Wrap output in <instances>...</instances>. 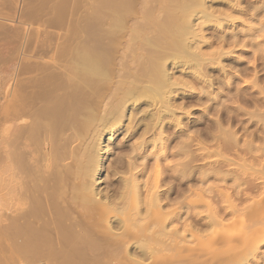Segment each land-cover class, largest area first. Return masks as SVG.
I'll use <instances>...</instances> for the list:
<instances>
[{"label": "bare ground", "instance_id": "6f19581e", "mask_svg": "<svg viewBox=\"0 0 264 264\" xmlns=\"http://www.w3.org/2000/svg\"><path fill=\"white\" fill-rule=\"evenodd\" d=\"M27 1H21L23 3V5L20 4L23 6L21 9L26 11L28 7L34 5L36 8L33 11H35L38 6L34 4V0ZM66 1L68 6L65 7V0V3L59 2L63 5L60 4L56 7L58 11L61 7L71 8L70 0ZM74 1H76L74 3L76 4L75 10H72L74 13L66 14L63 9L61 12H64L61 14L57 10L55 11L54 6H51L50 10L53 7L52 11L56 14L55 17L52 13L53 17L55 19L59 17V20L54 21L57 25L50 22L51 19H49L48 25L45 24L43 18L39 19L42 12L43 14L48 12L45 10H49V5L53 2L47 0L50 2L47 9L44 7V2L43 5L40 4L45 9H40L42 12L40 15L37 14L39 16L37 18L41 21L44 20L42 24L48 26H44L42 31L37 29L41 33V35L38 33L41 39H35L37 34L34 33L38 32L34 28L37 19L28 17L30 14L27 15L28 18L26 17L24 20L27 22L28 19L34 23V29L31 28L36 32L30 31L31 33H29L34 40L29 37L28 40L21 43L22 49L20 50L25 54L22 56L17 52V56H19L13 62L9 76L6 79L1 77L4 80H0V250L7 247L8 239L5 241L3 233L6 234L9 230V241L12 242L8 244H10L9 247L11 246L10 250L14 251V254L10 256H23L22 250H24L27 255L29 254V260L30 257L33 259L27 264H223L227 263L228 259H232L230 254H235L239 248L243 251L245 248H248L247 251L252 250L253 248L251 249L250 246L256 244H254L255 240H250L248 237L249 242H247L246 234V238L242 239L244 241V246H242V241L240 243L238 239L228 233L229 231H225L224 222L230 218H225L227 215L232 216L238 214L239 211L241 213L243 208L246 211V207H242V205L239 209V204L244 202V195H247L245 194L246 190L244 195L238 197L240 202L237 204L238 200L234 199L235 196L237 197V191L234 189L236 187L233 188L236 195L233 193L235 196L232 197L233 194H230V191L227 193L228 191H222L223 188L220 190L218 183L216 185L218 189L203 186L212 178L225 182L233 177L231 180L233 179L236 183L241 180H239L240 173L237 177L233 169L236 174L234 176L233 170L231 173L224 171L225 166L228 168V166L239 162L238 169L241 168L240 170L243 171L256 166L250 163L251 160L248 162L245 156L242 158L237 154L238 157H241L240 159L237 157L239 161L236 162L233 159L236 158L235 155L233 157L234 152H231V149L234 151L233 148H245L249 152L255 150L254 143H251L254 140L251 136L253 133H249L250 136H248L249 140L252 139L251 141L244 138L246 135L243 137L245 145L244 141L242 144L233 128V121L238 111L236 113L233 108L234 113L233 110H230L229 113L228 107L225 105L227 113H225L226 110L224 112L225 108L223 107L222 118L217 116L220 115L217 111L214 128L210 124L213 131L204 133L205 137H202V133L200 134L201 130L197 134L193 132L195 137L190 134L188 136L186 127H181L182 129L178 133L179 138L180 136L182 138L181 146L177 148L179 150L177 154H174L175 152L172 154L183 155L185 160L181 159L182 162H178V164L172 162L171 164L177 165L167 164L170 167L163 168L166 164H162V159L166 160L170 148L174 146L170 130L173 125L177 127L182 125V120L178 118V112L181 111L187 115L193 108L191 106L190 110H186L189 109V107L186 108L187 98L177 92L184 89L196 92L192 85H194L193 83L196 85V81H199L205 88L199 91L204 94V97L209 96L210 89H215L214 78H212V74H209L210 67L214 66V62L218 60L217 56L214 58L215 55L219 54L218 58H220L216 63L220 66L223 76L222 78L218 74L216 76L221 78H219L220 84L223 85L221 87L224 89V85H226L227 91L233 87L231 78L229 79L230 73L226 70L227 66L225 63L222 65L221 61L222 57L230 56L233 53L230 49H236L235 47L238 46L236 34L231 40L225 37L218 40V43L221 42L222 45L217 52L221 51L216 53L211 50V54L210 49L206 53L202 51L203 48L201 49V46H204L201 44V40L203 43L206 42L207 49L213 48L212 40H206L205 33H202L203 29L211 25L213 21L214 24L218 23L216 24L218 27L223 28L230 25L236 28L238 21L244 23L248 20L250 22L256 20L257 13L264 10V5L255 6L248 0V3L245 2L246 0H222L220 4L225 8L223 11L222 7V10L214 8L216 0ZM17 2L20 3V0ZM29 2H33V4L29 6ZM35 3L38 2L35 1ZM54 4L59 5L56 2ZM74 4L73 6H75ZM250 7L254 9L251 11L252 14L249 11ZM26 12L21 15L23 16ZM58 14L61 15L58 16ZM70 14L76 17V19H72L75 21L74 24L70 23L72 28L69 27V22L72 20L66 22L68 24L66 26L63 18L64 15L72 18L73 16ZM262 14L264 13L262 12ZM31 16H33L32 13ZM45 16L47 19V15ZM30 18L36 19L35 22ZM198 22L199 24H197ZM258 22L261 26L264 25V21ZM33 23L30 24L33 25ZM252 32L255 34L254 30ZM256 35L258 36V34ZM248 38L252 40V38ZM259 45L262 47L261 43ZM227 46L231 47L228 50L230 52L225 51ZM240 47L238 46V48ZM263 49H260V52L261 50L264 52ZM254 53L256 54V52ZM236 68L234 69L236 70ZM174 70H180L179 73L189 70L192 77L197 80L189 82L187 77L184 79L183 76L182 78L176 77L173 73ZM250 82L254 83L257 80ZM256 84L253 86L258 87L259 81ZM258 88L263 87L259 86ZM236 90L238 89L236 88ZM261 91L260 93H263L264 90L261 89ZM235 92L240 95L232 94L233 98L238 97L236 100L239 97L242 101L247 97L251 99L246 90L248 96L244 98L246 94L243 92L244 99L241 96V91V93H238L239 90ZM202 93L196 97V100L198 99L197 101H201V103ZM229 94L228 96L231 97ZM193 95L194 93L190 95V98ZM177 96L183 102L179 103V106L176 105L179 99ZM230 99L232 100V98ZM230 99L228 101L231 102ZM250 99L249 104L251 103ZM224 101L227 100L224 99ZM223 102L221 101V103ZM188 103L190 104L189 101ZM238 105L237 109L240 110V104ZM218 107L222 106L217 105ZM247 113H250L249 110ZM257 113L259 112L257 111ZM119 133L125 135V142L115 144L114 138ZM241 135H243L242 132ZM202 139H205L206 142L211 141L207 144H212L214 149H221L222 153L220 150V153L217 152L216 155V152L213 151L216 157L220 158H218L219 160L216 158V162L218 160L216 164L213 165L212 162L213 166L207 168V164L204 168L195 166L197 167L195 169L192 164L194 161L196 162L200 154L193 155L195 153L193 144L196 145L198 142V148L201 147L206 154L212 148V145L208 146L209 149L206 148V142ZM130 140L136 141L129 145ZM111 143H114L113 148L110 146ZM240 144L242 147H239ZM178 145L180 142L176 146ZM243 145L245 146L243 147ZM197 146L196 149H198ZM112 150L117 152L114 159L109 162L110 166L106 168V161ZM256 151H258L257 148ZM223 152L233 153V158H229L230 156H226V154L221 156L220 154ZM210 153L209 157L212 155V151ZM236 153H238L237 150ZM247 154L249 155V153ZM203 155L201 154V158ZM150 159L154 160V165L150 164ZM212 160L215 161V159ZM199 161L200 158L197 162L199 163ZM263 163L257 165L262 169L259 170V173L264 175ZM105 171L108 173L106 172L107 176L103 181L102 174ZM244 174L245 177L246 172ZM260 174L259 176H261ZM260 179L264 180V177ZM175 180H179V183L175 184ZM180 180L182 181L180 182ZM194 182L202 185L201 188L199 187L201 185L197 186L198 190L194 189L195 195L192 191L194 186H191L192 183L194 185ZM104 183L107 187L103 189L101 184L104 185ZM239 185L238 182L236 186ZM263 185L264 183L261 188L264 189ZM164 186L167 187H165L166 190L163 188ZM212 186H215V183ZM252 186V190L255 191V188L258 190L260 185L258 187L256 184L251 185L250 188ZM213 193L214 197L219 196V198H212L210 195ZM191 194L201 202L200 204L207 203L208 209L210 207L208 213L211 215L207 216V220L201 216L202 214L200 215V212H197L195 217V213L190 216V207L192 204L194 205ZM256 195L253 196L257 198ZM249 196L245 198L246 204L249 202L248 199H252ZM221 197L227 203V206L224 205L227 210L223 209L226 211H224L225 215H222L224 214L221 210L223 205H220L221 208L219 206L220 209L216 207L222 200L217 201L216 205H214L215 201L208 202V199L213 201V199L218 200ZM255 202L256 200L253 203ZM253 203L251 201V204L256 207ZM255 204L264 206V201L261 202L260 199V202L258 200ZM204 208L206 209V207ZM250 210L252 211L254 208L249 209V212ZM184 214H187L185 218ZM177 215H180L179 227L175 226ZM188 219H192L191 222ZM7 220H10L11 223L6 227L4 224L7 223ZM234 222L235 220H233ZM244 232L246 233V231ZM204 238L206 241L210 240L211 245L213 244L210 248L203 246ZM192 239L198 240L200 243L204 242L202 246L205 249L197 248L199 251L194 249L192 246L194 244H191ZM260 244L261 242H259V246ZM6 249L3 250L7 251ZM239 250L238 254L240 255L241 250ZM103 253L108 258L110 255L114 256L105 262L107 257H104ZM244 253L247 252L244 251ZM101 255L105 260L101 259ZM238 256L235 258L242 262L243 260L238 259ZM20 263L22 262L20 261L18 264Z\"/></svg>", "mask_w": 264, "mask_h": 264}, {"label": "rangeland", "instance_id": "374dc122", "mask_svg": "<svg viewBox=\"0 0 264 264\" xmlns=\"http://www.w3.org/2000/svg\"><path fill=\"white\" fill-rule=\"evenodd\" d=\"M18 1V0H17ZM16 0H0V80L2 81V79L3 78H1V77H4L5 79H6V77L7 76H9L8 74H10V71H11V67H12V64H13V62H14V60L19 56V55H24L25 54V52L23 51V53H22V51L20 50V49H22V44L21 43H23V41H25V40H28L27 38H29V39H32V40H34L33 38H31V37H33V36H30L29 35V33H31L30 31H32V33H34V32H36V31H38L39 29H41L40 31H42L45 27H48L47 25H48V23H50V22H52V23H54L55 24V20L57 19V20H59V17H57L56 19L53 17V14L52 13H54V15H55V17H56V14H55V12L54 11H52V10H54V8H55V11L57 10V12L58 13H61V14H63L62 12H64V11H62L61 12V10H63L64 9V7L65 6H68V2L65 0V2L67 3V5H65L66 3L64 2V0H59V1H57V0H48V1H50V2H53V3H50V2H47V0H31V1H33L34 2V4L36 5L37 4V9H35V11H33L34 10V8H36V6H34V5H32L33 4V2H29V6H30V4L32 5V10H31V8L30 7H28V9H26V11L28 12H26L25 10H23V9H21L23 6H21V5H23V3L21 2L22 0H20V3H18ZM28 1H30V0H28ZM27 1V2H28ZM35 1L36 2H38V3H35ZM40 1H42V3H40ZM63 1V2H62ZM72 1H74V0H72ZM71 0H70V2H72ZM251 1V2H250ZM264 1V0H263ZM262 0H261V2H260V0H248V2H250V3H254L255 4V6H260L261 7V5H264ZM43 2H44V7H46V9L48 8V5H49V3H50V5H49V10H45V11H48L46 14L44 13L43 14V12H42V10H40V9H43L42 7H41V5H43ZM46 2H47V5H46ZM54 2H56V3H58L59 4V2H62V3H65L64 4V7H61V9L58 11V8H56L57 6H60V4L59 5H56V4H54ZM69 2V6L71 5V8H65L64 10L66 11V12H64V13H74L73 11L75 10L74 9V7H76V4H74V3H76V1H74L73 3H70ZM222 2V0H216V2H215V5H214V8H220L221 10H222V8H223V11L225 10V8L223 7V5H221L220 3ZM246 3H248L247 2V0L245 1ZM263 2V3H262ZM217 3V4H216ZM17 4V5H16ZM19 4V5H18ZM21 4V5H20ZM40 5V7H39V5ZM53 4V5H52ZM73 4L75 5V6H73ZM254 4H252V5H254ZM257 4V5H256ZM63 4H61V6H62ZM217 5V6H216ZM246 5V4H245ZM19 6V7H18ZM51 6H54V8L52 7V10H50L51 9ZM73 6V7H72ZM254 6V7H255ZM222 7V8H221ZM253 9V7H250L249 8V11H250V14H252L253 12H251V11H254V9ZM262 8H263V6H262ZM45 9V8H44ZM43 9V10H44ZM68 11H67V10ZM74 9V10H73ZM220 9H218V10H220ZM30 10H31V12H30ZM36 10H40V11H36ZM70 10H71V12H70ZM73 10V11H72ZM24 11V12H26V14H24L23 16L21 15V14H23L22 12ZM226 11H228L227 9H226ZM21 12V13H20ZM38 12V13H37ZM42 12V14L40 15V13ZM261 13H257V15H258V18H256V20L254 19V20H252L251 22L248 20V21H246V22H244V23H242V22H240V21H238V23H237V27L236 28H233L232 26H230V25H227V26H225V27H218V25H216V24H218V23H216L215 22V24H214V21L212 22L213 23V25H212V23H211V25H206L207 27H205L204 29H205V31H204V29H203V31H202V33L204 34L205 33V37H206V40L208 41H211L212 40V46H213V48L211 49V48H208L207 49V47L205 46L206 45V42L204 41V43H203V40H201L202 41V43L201 44H204V46H201V49H202V51H204L205 53L206 52H208V50L209 51H214V52H216V53H218V52H220V51H218L217 52V50L218 49H221L220 47H221V42L220 43H218V40L220 41V39L221 38H223V37H225V38H227L228 40H231V38L236 34V36H237V41H238V46L240 47L241 45H242V47H240V48H238V46L237 47H235L236 49H230L228 46V49H227V47H226V49H225V51H227V52H233L230 56H226V57H222L223 58V62L221 61V63H222V65H225L226 64V70H228V72L230 73V77H229V79L232 81V85H233V87L232 88H230V91H232L231 93H230V91L228 92L227 91V86L226 85H224V89L221 87V86H223L222 84H220V79L222 78V76H223V74H222V72H221V68H220V66L216 63V62H218V60H220V58H218L219 57V54H217V55H215L214 56V58H216V56H217V61L216 62H214V66H212V64H211V66L212 67H210V69H209V74L212 76V78H214V83H215V89L213 90V89H210V94H211V96H210V94L208 93V95L209 96H203L204 94L201 92V91H199V90H202V89H205L203 86H202V84L199 82V81H196L197 79H195L194 77H192V75H191V71L189 72V70L187 71L186 70V72L184 73V71L182 72V73H179V72H181L180 70H174L173 71V73L176 75V77L177 76H179V77H181L182 78V76H183V79H184V77H187V81H188V79H189V82H193V80L195 79V81H196V85H195V83H193L194 85H192V87H194L196 90H194V88H193V90L194 91H196V92H193V91H191V90H186V89H184V90H180L179 92H177V93H180V94H182L183 95V97H185V98H187V105H186V108L187 107H189V109H186V110H190L192 107V109L187 113V115L186 114H184V112L182 113L181 111H179L178 112V118L179 119H181L182 120V125L180 126V127H177V126H175V125H173V128H172V130H170V131H172V134H171V136L173 137V142H172V145H174V146H172L171 148H172V150H171V148H170V152H169V156H168V154H167V158H166V160H168V161H166L165 159H162V161H163V165H165V166H163V168H165L166 166H168L169 164H171L172 162H177V164H178V162H182V161H184L185 160V157H183V155L181 156H179V155H174V154H177L178 152H179V150L177 149L179 146H181V136H180V138H179V134L178 133H180L179 132V130L180 129H182L183 127H186L185 129H186V131H187V135L189 136V134H190V136L191 135H193L194 137L196 136V135H194L195 133L197 134V133H199L200 132V130H201V132H200V134L202 133L203 134V136L202 137H205V134L207 133V132H210V130L211 131H213V128H214V123L217 121V119H216V114H217V111H219L218 112V114L220 113V115H217V116H219V118L222 116V113H224L225 112V110H226V108L228 107V112L231 110H233L232 112L234 113V109H235V111H236V113H237V111H238V113H237V115H235V119H234V121H233V128H234V130H236V132H237V136L238 137H240V141L242 142V144H243V141L245 140V139H248L249 137L248 136H250V134L251 133H253V135L251 134V136H252V139H254V140H252V144L254 143V148H255V150H253L254 152H249V151H247L245 148H233L234 149V151L231 149V152H234V154H233V157H235L236 156V158H233L232 157V154H231V152H229V153H225V152H223V154H220L221 156L222 155H225L226 154V156H230L229 158H233L234 160H236V162L237 161H239V160H237L238 158L240 159L241 157L242 158H244V156H245V158L248 160V162L250 161V163L251 164H254V165H256L255 167H253V169H250V170H245V171H243V170H240L241 168H240V166H239V168L240 169H238V164H239V162H238V164L236 163H234V165H230V166H228V168L225 166L224 168H225V170L224 171H228V172H230L231 173V171L234 169L235 170V172H236V174H235V172H234V170L232 171V174L235 176H239V173H240V176H241V178H239V180L241 181H238L239 183H240V187L238 186H236V184H238V182L236 183V181H234L233 179L231 180V178H233V177H231V178H229L227 181H217V180H215L214 178H212V179H210L211 181H209V182H207V184H205V185H203V186H205V187H209V186H211V187H213V188H215V189H218V187H219V189L220 190H222V188H223V190L222 191H224V192H227V193H229V191H230V194H235L236 195V191H237V197L233 194L232 195V197H234V199L237 201L239 198V196H242V195H244V192H245V190H246V192H245V194H247L246 196L244 195V197L246 198V197H248V195H250L249 197H252V199L250 198V199H248L249 200V202H248V204H246V202L247 201H245V198H244V202L241 204H239V200L237 201V204H239V206H240V208L239 209H241V205H242V207H246V211H245V209H244V211H243V209H242V211H241V213H239L238 212V214H235V215H232V216H230V214L229 215H227L225 218H227V217H230L229 219L227 218L226 220H224V222H225V225H226V230L225 231H229L228 233L230 234V235H233V237L234 238H236V239H238V241L240 242V241H242V243L244 242L243 240L246 238V234H247V238H246V240H247V242H249L248 241V237L250 238V240L251 239H253V240H255V242L252 240V242H254V244L255 245H252V246H250V248L252 249V250H249V251H247V249L248 248H245V250L244 251H246L247 253H244V251H243V249H240L241 250V254L239 255L238 254V250H236V252H235V254L233 253V254H230V256H232V259H233V261H232V259L230 258V259H228V262L227 263H223V264H264V206L261 204V206H259V204H255L256 202H258V200H259V202H260V199H261V202H263L264 200H263V198H264V192H263V188H261L262 187V183H264V180H262V179H260V178H263L264 177V175L261 173H259V170H262L261 169V166H260V168H259V165H257L258 163L259 164H261V163H263L264 162V153H263V151H264V149H261V148H264L263 146H264V110H262L263 108H264V91H263V93H260V92H262L261 91V89L262 90H264L263 88H264V52L261 50V52H260V49H263L264 48V25H262L261 26V24L258 22V21H264V14H262V12L264 13V10H262V11H260ZM31 13H32V15L33 16H31ZM36 14V15H34V14ZM30 14V16H28V17H34V18H36V19H34V18H30V19H32V20H34V22H35V20H36V24H35V26H34V23H33V21H31V20H29L28 21V19H27V22H26V20H24L26 17H27V15H29ZM40 15V17L38 16V15ZM48 14H50V15H48ZM61 14H58V16L59 15H61ZM249 14V15H250ZM262 14V15H261ZM26 15V16H25ZM45 15H47V19H48V21H47V19H46V16ZM71 16H73V14H70ZM42 16H45V17H42ZM51 16H52V18H51ZM66 15H64L63 16V18L65 19V21H64V24L67 22H69L70 20H72V19H76V17L75 16H73L72 18H70V16L68 17H65ZM22 17H23V19H22ZM27 17V18H28ZM37 17H39V19H44L45 20V24H47V25H44V24H42V23H44L43 21L44 20H38V18ZM75 17V18H74ZM67 18H70V19H67ZM22 19V20H21ZM49 19H51L50 20V22H49ZM52 19H53V21H52ZM263 19V20H262ZM56 20V21H57ZM66 20H68V21H66ZM31 21V22H30ZM41 21V22H40ZM77 21V20H76ZM203 21V20H202ZM254 21V22H253ZM32 24L33 23V25H31L30 23ZM38 22H39V25H37L38 24ZM73 22H75V21H71V22H69V27H71L72 28V26L71 25H73L74 23ZM199 22H201L200 20H199ZM199 22L197 23V24H199ZM249 22V23H248ZM40 23H41V25H40ZM56 23H58V22H56ZM66 23V24H67ZM70 23H71V25H70ZM73 23V24H72ZM245 23H246V25H245ZM65 24V25H66ZM243 24V25H242ZM250 24H251V26H250ZM255 24V25H254ZM37 25V26H36ZM43 25V26H42ZM55 25H57V24H55ZM76 25V24H75ZM74 25V26H75ZM33 26H34V28H36V31H34L33 29ZM39 26V27H38ZM45 26V27H44ZM66 26H68V24L66 25ZM73 26V27H74ZM216 26V27H215ZM253 27V26H255V27H253V28H250V27ZM259 26V27H258ZM260 26H261V29H260ZM33 29H32V28ZM263 27V28H262ZM39 28V29H38ZM257 28H259L258 30H263V31H261V32H259L258 30H257ZM30 29V30H29ZM38 29V30H37ZM251 29V30H250ZM254 30V32H255V34L252 32L253 30ZM50 30H52V31H54L53 29H50ZM223 30V31H222ZM226 30V31H225ZM235 30V31H234ZM240 31V32H238V31ZM256 30V31H255ZM40 31H38L37 33H34V34H37V35H35L34 37H35V39L37 38V39H41V37L38 35V33L40 32ZM56 31V30H55ZM231 31H233L232 33H234V34H232L231 33ZM245 31V32H244ZM24 32H25V34H24ZM212 34H211V33ZM252 32V33H251ZM214 33V34H213ZM18 34H20L19 36H18ZM34 34H32V35H34ZM40 35H41V33H39ZM240 35V36H238V35ZM254 34V35H253ZM256 34H258V36L256 35ZM22 35V36H21ZM202 35V34H201ZM213 35H214V37H213ZM247 35V36H246ZM256 35V36H255ZM40 37V38H38V37ZM212 36V37H211ZM231 36V37H230ZM252 36V37H251ZM209 37V38H208ZM218 37H219V39H218ZM239 37V38H238ZM248 37H250V38H252V40H254L253 41V43H252V40L251 39H249ZM255 37H258V38H255ZM259 37H261V38H259ZM19 38V39H18ZM21 38V39H20ZM211 38V39H210ZM217 38V39H216ZM234 38V37H233ZM23 39V40H22ZM217 40V42H216V40ZM243 39H244V41H243ZM258 39V40H257ZM20 40V41H19ZM205 40V39H204ZM260 41V42H259ZM241 42V43H240ZM242 42H244V43H242ZM256 42V43H255ZM247 43V44H246ZM250 45H249V44ZM258 43V44H257ZM259 43H261L262 44V47L259 45ZM218 44V45H217ZM241 44V45H240ZM254 44V45H253ZM21 45V46H20ZM243 45H246V46H243ZM249 45V46H248ZM258 45H259V47H261L260 49H259V47H258ZM199 46H200V43H199ZM248 46V47H247ZM253 48H252V47ZM18 47V48H17ZM20 47V48H19ZM215 47V48H214ZM244 48V49H243ZM256 48H258L257 50H255ZM213 49H215V50H213ZM230 49V51H228ZM264 50V49H263ZM212 51L210 52L211 54H212ZM16 54H15V53ZM19 53V55L17 56V54ZM254 52H256V54L254 53ZM21 53V54H20ZM260 55H259V54ZM261 53H262V55H261ZM254 54H255V57H254ZM15 55H16V57H15ZM214 55V54H213ZM212 55V56H213ZM243 55V56H242ZM259 56V57H258ZM262 56V57H261ZM213 58V59H214ZM242 60H241V59ZM261 58V59H260ZM13 59V60H12ZM212 59V58H211ZM256 60V61H255ZM255 63H254V62ZM262 61V62H261ZM243 62V63H242ZM261 62V63H260ZM225 63V64H224ZM232 64V65H231ZM252 64H253V66H252ZM216 65H218L217 67H216ZM231 65V66H230ZM258 66V67H257ZM235 67H237L236 68V70L234 69ZM231 69V70H230ZM234 69V70H233ZM255 69V70H254ZM250 70V72H247V71H249ZM221 73V74H220ZM249 73V74H248ZM182 74V75H181ZM185 74V75H184ZM218 74V76H220V77H218V76H216ZM235 74V75H234ZM187 75V76H186ZM232 75V76H231ZM239 75V76H238ZM257 78H255V77ZM254 77V78H253ZM220 78V79H219ZM259 78H260V80H259ZM262 78V79H261ZM186 79V78H185ZM218 79H219V81H218ZM4 80V79H3ZM257 80V82H250V81H256ZM263 80V81H262ZM230 81V82H231ZM248 83H247V82ZM258 81H259V85H258V87L259 86H262L263 88H261V89H259L258 87H255V86H253V85H257L256 83H258ZM238 84H237V83ZM246 82V83H245ZM192 84V83H191ZM236 84V85H235ZM199 88H198V87ZM240 86V87H239ZM227 89H226V88ZM235 87V88H234ZM236 88L239 90V92H238V90H236ZM242 88V89H241ZM248 88V89H247ZM254 90H253V89ZM257 88H258V90H257ZM198 89V90H197ZM220 89V90H219ZM232 89V90H231ZM235 89V90H234ZM186 90V91H185ZM211 90H213V91H211ZM221 90H223V91H221ZM245 90L248 92V95H250V97H251V99L249 98V97H247V99L245 98L246 96H248L247 95V92H245ZM251 92H250V91ZM184 91V92H183ZM235 91H237L238 93H241L242 92V94H241V96H242V98H243V92H245V94L246 95H244V98H245V100H243L242 101V99H240L241 97H239V99L238 100H236L238 97H236V99L235 98H233L234 97V95H237V93L235 92ZM241 91V92H240ZM194 93V95L190 98V95H192V93ZM202 93V95H201V98H202V103H201V101L199 102V101H197L196 100V97L198 96V94H201ZM217 92V93H216ZM225 92V93H224ZM226 92H228V94L229 95H231V97L230 96H228V94H226ZM224 93V94H223ZM234 93H236V94H234ZM254 93V94H253ZM260 93V94H259ZM232 94H234V95H232ZM178 95V94H177ZM185 95H187V96H185ZM219 95V96H218ZM239 95V94H238ZM237 95V96H238ZM230 97V98H232V100L234 101H232L230 98V100H231V102L230 101H228L229 99L227 98V97ZM233 96V97H232ZM240 96V95H239ZM253 96V97H252ZM209 97V98H208ZM221 97V98H220ZM179 98V99H178ZM190 98V99H189ZM243 98V99H244ZM255 98V99H254ZM177 102H176V105H178L179 103L180 104H182L183 102H181L182 101V99H180V97H178L177 96ZM193 99H194V101H193ZM227 100V101H224L223 102V100ZM249 99H250V104H249ZM263 99V100H262ZM218 100V101H217ZM247 100V101H246ZM188 101L190 102V104L188 103ZM221 101L224 103V105H223V103H221ZM237 101H238V103H237ZM253 101V102H252ZM255 101V102H254ZM257 101V102H256ZM258 101L260 102L259 104H258ZM263 101V102H262ZM246 102H248V103H246ZM261 102H262V104H261ZM209 103V104H208ZM227 103V104H226ZM230 103V104H229ZM253 103V104H252ZM179 104V105H180ZM189 104V105H188ZM205 104V105H204ZM238 104H240V110L239 109H237V108H239V105ZM241 104H242V107H241ZM246 104H247V106H246ZM254 104H256L255 106H254ZM258 104V105H257ZM262 106H261V105ZM178 105V106H179ZM202 105V106H201ZM217 105H219V106H222V107H218L217 108ZM227 107H226V106ZM235 105H237V106H235ZM253 105V106H252ZM261 107H263V108H261ZM192 106V107H191ZM208 106V107H207ZM245 106V107H244ZM256 106H259V107H257V108H255ZM206 107V108H205ZM223 107L225 108L224 109V112H223ZM231 107V108H230ZM253 107V108H252ZM222 108V109H221ZM230 108V109H229ZM234 108V109H233ZM245 108H247L248 110H249V112L251 113V115H250V113L248 114L247 112H248V110L247 109H245ZM219 109V110H218ZM242 109V110H241ZM255 109H256V111H255ZM259 109H261V110H259ZM214 110V111H213ZM192 111V112H191ZM230 111V112H231ZM246 111V112H245ZM257 111L259 112V113H257ZM210 112V113H209ZM213 112H215V114H213ZM229 112V113H230ZM245 112V113H244ZM261 112V113H260ZM186 113V112H185ZM203 113V114H202ZM225 113H227V110H226V112ZM209 114H211V115H209ZM248 114V115H247ZM252 114H253V116H252ZM213 115V116H212ZM230 115H232V114H230ZM248 116V117H246V116ZM250 115V116H249ZM256 115V116H255ZM181 116V117H180ZM212 116V117H211ZM226 116V115H225ZM240 116V117H239ZM215 117V118H214ZM243 117H244V119H243ZM251 117H253L252 119H251ZM218 118V117H217ZM222 118V117H221ZM255 118V119H254ZM214 119L216 120V121H214ZM241 119V120H240ZM245 120V121H244ZM252 120V121H251ZM241 121V122H240ZM195 122V123H194ZM198 122V123H197ZM258 122V123H257ZM239 123V124H238ZM207 124H209V125H207ZM212 125V127H211V125ZM237 124V125H236ZM257 124V125H256ZM182 127V128H181ZM188 127V128H187ZM208 127H210V128H208ZM236 127V128H235ZM206 128V129H205ZM240 128V129H239ZM196 130V131H194V130ZM205 129V130H204ZM247 129V130H246ZM263 129V130H262ZM206 130H208V131H206ZM253 130V131H252ZM262 130V131H261ZM191 131V132H190ZM247 131H248V134H247ZM259 131V132H258ZM260 131H261V133H260ZM193 132H195L194 134H193ZM241 132H242V134L243 135H241ZM257 132V133H256ZM171 133V132H170ZM174 133V134H173ZM205 133V134H204ZM246 133V134H245ZM250 133V134H249ZM176 134V135H175ZM259 135V137H258V135ZM246 135V136H245ZM245 136V137H244ZM176 137V138H175ZM194 137H192L193 139H195ZM245 139H244V138ZM123 138V139H122ZM126 139V137H125V135L124 134H122V133H119L118 135H116V137L114 138L115 139V144H118V143H120V142H125V139ZM188 139V138H187ZM261 139H262V142H261ZM175 140V141H174ZM180 140V141H179ZM190 140H192L191 139V137H190ZM196 140H198L197 139V137H196ZM195 140V141H196ZM203 140V139H202ZM251 140H249L248 139V141H251ZM134 141H136V140H130L129 141V145L131 144H133L134 143ZM203 141H205V139L203 140ZM254 141H256V142H254ZM177 143V144H179V142H180V145H178V146H176L175 145V143ZM206 142V141H205ZM240 142V143H241ZM259 142V143H258ZM260 142L262 143V145L260 144ZM113 143V144H114ZM198 143V142H197ZM197 143H196V145H194L193 144V147H194V150H195V153L193 154V155H199L200 154V157L199 156H197V157H199L200 158V161H199V163L197 162V160L199 159V158H197V160H196V162L194 161L193 162V167L196 169L197 167L199 168V166H200V168L202 167V168H204V166L205 165H207L208 164V166H207V168H209V167H211V166H213L214 164H216L217 162H218V160L220 159L219 157V159L216 157V155H217V152H219L220 153V150L221 149H214L213 148V145H212V148H210V152L212 151V155L210 156L211 157V160H210V157L208 156L209 155V153L207 152V154L205 153V151L204 150H202L201 149V147L200 148H198V146H197ZM207 143H211V141H207L206 142V145H207V147H206V145H205V147L206 148H208V146L210 145V144H207ZM113 144L111 143V148H113ZM242 144H240V146L239 147H242ZM244 144L246 145V143H245V141H244ZM257 144H258V147H257ZM210 145V146H211ZM245 145H243V147L245 146ZM259 145H261V146H259ZM196 146H197V148L198 149H196ZM173 148H174V151H173ZM176 148V149H175ZM180 148V147H179ZM208 148V149H209ZM253 148V149H254ZM256 148H257V150L258 151H256ZM201 151H200V150ZM207 149V150H208ZM239 149V150H238ZM241 149V150H240ZM260 149H261V151H260ZM177 150V151H176ZM194 150H193V152H194ZM218 150V151H217ZM236 150H237V152L238 153H236ZM243 150V151H242ZM197 151V152H196ZM203 151V152H202ZM213 151H215L216 152V155L214 154V152ZM245 151V152H244ZM117 151L116 150H112V152H110V154H109V159L106 161V168L108 167V166H110L109 165V162H111L113 159H114V157H115V153H116ZM172 152H175L174 154H172ZM200 152V153H199ZM202 152V153H201ZM226 152H228V151H226ZM257 152H259V153H257ZM260 152H261V154H260ZM221 153H222V150H221ZM247 153H249V155L247 154ZM262 153H263V156H262ZM170 154H172L171 156H170ZM201 154H204L203 156H202V158H201ZM211 154V153H210ZM213 154H214V156H213ZM237 154H238V156H241V157H238L237 156ZM206 155H207V157H206ZM235 155V156H234ZM248 155V156H247ZM256 155V156H255ZM258 155V156H257ZM213 156V157H212ZM262 156V157H261ZM169 157V158H168ZM175 158V160H174V158ZM215 157V158H214ZM224 157V156H223ZM238 157V158H237ZM209 158V159H208ZM216 158L218 159L217 160V162H216ZM231 158V159H232ZM259 160H258V159ZM262 158H263V160H262ZM112 159V160H111ZM154 159V158H153ZM153 159H150V164L152 163L153 165H154V160ZM172 159V160H171ZM178 159H180V161H177ZM181 159H182V161H181ZM184 159V160H183ZM204 159V160H203ZM207 159H208V161H207ZM212 159H215V161H213ZM201 160H203V161H201ZM166 163H165V162ZM257 161V162H256ZM208 162V163H207ZM212 162H213V165H212ZM235 162V161H234ZM261 162V163H260ZM173 163V164H174ZM201 163V164H200ZM203 163V164H202ZM168 164V165H167ZM173 164H171V165H173ZM177 164H174V166L175 165H177ZM241 164V163H240ZM263 166H264V163L262 164ZM195 166H197V167H195ZM232 166H234V167H232ZM168 167H170V166H168ZM172 167V166H171ZM231 167V168H230ZM236 167V168H235ZM167 168V167H166ZM206 167H205V169H207ZM230 168V169H229ZM228 169V170H227ZM255 169V170H254ZM230 170V171H229ZM237 170H239L238 172H237ZM251 170H253L252 172H254V173H250V171ZM264 170V169H263ZM107 171H105L103 174H102V176H103V181H105L104 179L106 178V176H107V173H106ZM246 172V176L244 177V173ZM242 174V175H241ZM254 174H255V176H254ZM259 174L261 175V176H259ZM150 175H151V173H150ZM251 175V176H250ZM243 176V177H242ZM257 176V177H256ZM263 176V177H262ZM256 180V181H255ZM176 182H175V184H178L179 183V180L177 181V180H175ZM182 180H180V182H181ZM215 181V182H214ZM234 181V182H233ZM248 181V182H247ZM250 181H251V183H250ZM258 181V182H257ZM178 182V183H177ZM231 182V183H230ZM214 183H215V186H212V185H214ZM217 183H218V187L216 186L217 185ZM243 183V184H242ZM256 184V186L258 187V185H260L259 187H258V190H257V188H255V191L254 190H252L253 189V186H252V188H250L251 187V185H255ZM199 185H201L200 183H198V182H194V185H193V183L191 184V186H194V187H192V191L194 192V189H196V190H198V188L200 187H202V185L201 186H199ZM242 185V186H241ZM197 186H199V187H197ZM264 186V185H263ZM101 187L104 189V188H106L107 187V185H105V183H104V185L103 184H101ZM165 187L166 186H164L163 188L165 189ZM196 187V188H195ZM207 187V188H208ZM234 187H236V188H234ZM250 188V189H247V188ZM255 187V186H254ZM167 188V187H166ZM236 190H234V189ZM240 190H239V189ZM241 188H242V190H241ZM246 188V189H245ZM259 188H261L262 189V191H261V189H259ZM166 190V189H165ZM195 190V191H196ZM226 190V191H225ZM261 191V193H259ZM241 192V193H240ZM249 192V193H248ZM195 193L196 192H194V195H195ZM239 193H240V195H239ZM258 193V194H257ZM257 194V195H256ZM260 194V195H259ZM194 195H192L191 194V196H192V200L194 201V205L192 206L191 205V207H190V210H191V214H190V216H193L194 215V213H195V215H194V217L195 216H197V212H200V215L202 216V217H204L205 219L207 218V216L209 217L211 214L210 213H208V211H209V209H210V207H209V209H208V207L206 206V204H204L203 202H202V204H200L201 202L199 201V200H197V198L194 196ZM256 195V196H258L257 198L256 197H254V196ZM209 196V195H208ZM212 198L214 197V193L212 194V195H210ZM216 197V196H215ZM214 197V199H217V198H219V196H217L216 198ZM263 197V198H262ZM210 198V197H209ZM241 198V197H240ZM194 199H196V200H194ZM208 199V198H207ZM213 199V201L211 200V199H208L209 201L208 202H214L215 201V203H214V205H216L217 204V201L219 202L220 200H222V202H219L218 204H217V208L218 209H220L221 208V206H222V213L225 211H223V209H226L227 210V203L226 202H224V200H223V198L221 197L220 199H218V200H214ZM211 200V201H210ZM252 201V203L256 200V202L255 203H253L254 205H256V207L255 206H253L252 204H251V201ZM207 201V200H206ZM196 202V203H195ZM198 202H199V204H198ZM224 202V203H223ZM250 204H251V206H250ZM213 205V206H214ZM221 205V206H220ZM224 205H226V206H224ZM247 205H248V207H247ZM219 206H220V208H219ZM201 207V208H200ZM204 207H206V209L204 208ZM251 207V208H250ZM254 208V210H250V212H249V209H253ZM193 209V210H192ZM248 209V210H247ZM220 210V211H221ZM196 211V212H195ZM179 212V211H178ZM193 212V213H192ZM211 212V211H210ZM226 212V211H225ZM225 212H224V214H222V215H225ZM198 215H199V213H198ZM9 216V215H8ZM178 216V218H176V220L177 221H175V226H177L178 225V227H179V224H178V222H179V216L180 215H177ZM187 216V214H184V218ZM9 219V218H8ZM190 222H191V220L190 219H188ZM207 220V219H206ZM228 220H230V221H228ZM233 220H235V222L233 223ZM231 222H232V224H231ZM10 220L8 221L7 220V223L5 222V224L4 225H6V227H7V225H9L10 226ZM231 224V225H230ZM255 227V228H254ZM9 228V227H8ZM225 228V227H224ZM247 228H248V230H247ZM4 229V228H3ZM262 229H263V231H262ZM5 230H7V228H5ZM251 230V231H250ZM10 231V230H9ZM9 231L6 233L7 234V236L9 235L10 236V233H9ZM244 231H246V233L244 232ZM244 232V233H243ZM227 233V232H226ZM228 233H227V235H228ZM254 233V234H253ZM256 233V234H255ZM4 235L3 236H5L4 238H5V241H6V243H7V249L6 248H3L4 250L6 249L7 251H4L3 249V251L2 250H0V264H18L20 261L22 262V263H20V264H27V262L29 261V263L31 262V260H33L32 259V257H30V260H29V254L27 255V253H26V251H24V250H22V254H24L23 256L21 255L20 257H19V255L17 256V260H16V256L14 255V257H11L12 256V254H14L13 252H12V249L10 250V247H9V245L10 244H8V243H10V242H12V241H9V236L7 237L6 236V234L5 233H3ZM249 235V236H248ZM255 235V236H254ZM210 237H211V233H210V235H209ZM209 236H208V238H209ZM240 236H241V240H240ZM244 236V237H243ZM252 237H254V238H252ZM10 239H11V237H10ZM218 239H220V238H218ZM243 239V240H242ZM204 242H202L201 241V243L198 241V240H194V239H192V243L191 244H194V245H192L193 246V248L194 249H196L197 250V248L198 249H201L202 250V248H203V246H205V248H206V246H207V248L209 247H211L212 245H211V242H210V240L208 241H206V239L204 238ZM193 241H195V242H193ZM259 242H261V244H260V246H259ZM203 243H204V245H203ZM207 243V244H206ZM216 243H217V241H216ZM241 243V242H240ZM12 244V243H11ZM196 244V245H195ZM200 246H202V247H200ZM206 244V245H205ZM209 244H210V246H209ZM253 244V243H252ZM258 244V245H257ZM190 245V244H189ZM191 246V245H190ZM242 246H244V243L242 244ZM248 246V245H247ZM196 247V248H195ZM257 247V248H256ZM190 248H192V247H190ZM192 248V249H193ZM205 248H203V249H205ZM241 248H243V247H241ZM196 250H195V252H196ZM239 250V251H240ZM255 250H257L256 252H255ZM197 251H199V250H197ZM242 251H243V253H242ZM4 254V256H3V254ZM6 252V253H5ZM9 253V254H8ZM236 253H237V256H238V259H241V260H243L242 262L241 261H238L236 258H237V256H236ZM250 255H249V254ZM253 253V254H252ZM21 254V253H20ZM105 254H109V253H105ZM111 254V253H110ZM109 254V255H110ZM246 254V255H245ZM252 254V255H251ZM11 255V256H10ZM26 255V256H25ZM104 257H107V255L105 256L104 255V253L102 254ZM101 255V256H102ZM3 256V257H2ZM101 256H99V257H101ZM103 256L101 257V259H104L105 260V258H103ZM114 256V255H113ZM113 256H109V258H113ZM93 257V256H92ZM94 257H97V256H94ZM236 257V258H235ZM242 257H243V259H242ZM5 258V259H4ZM11 258H12V260H11ZM19 258H23V259H19ZM25 258V259H24ZM109 258L107 257V259L105 260V262L107 261V260H109ZM246 258H247V260H246ZM245 259V260H244ZM18 260H20L19 262H18ZM26 261V262H23V261ZM35 260V259H34ZM104 260H102V261H104ZM227 261V260H226ZM231 261V262H230ZM246 261V262H245ZM32 262H34V261H32ZM185 264H189V263H185ZM192 264H194V263H192Z\"/></svg>", "mask_w": 264, "mask_h": 264}]
</instances>
